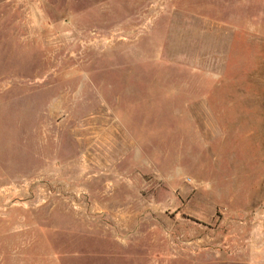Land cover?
Returning <instances> with one entry per match:
<instances>
[{
	"label": "rangeland",
	"instance_id": "1",
	"mask_svg": "<svg viewBox=\"0 0 264 264\" xmlns=\"http://www.w3.org/2000/svg\"><path fill=\"white\" fill-rule=\"evenodd\" d=\"M0 264H264V0H0Z\"/></svg>",
	"mask_w": 264,
	"mask_h": 264
}]
</instances>
